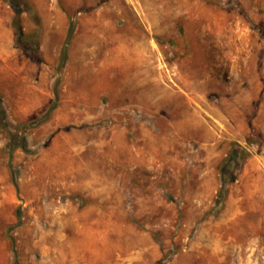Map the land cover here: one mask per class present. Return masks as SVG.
I'll return each instance as SVG.
<instances>
[{
	"label": "rangeland",
	"instance_id": "1",
	"mask_svg": "<svg viewBox=\"0 0 264 264\" xmlns=\"http://www.w3.org/2000/svg\"><path fill=\"white\" fill-rule=\"evenodd\" d=\"M0 98V264H264V0H0Z\"/></svg>",
	"mask_w": 264,
	"mask_h": 264
},
{
	"label": "trees",
	"instance_id": "2",
	"mask_svg": "<svg viewBox=\"0 0 264 264\" xmlns=\"http://www.w3.org/2000/svg\"><path fill=\"white\" fill-rule=\"evenodd\" d=\"M19 16H20V12L18 11L17 15H16V18L14 19V25H15L17 31H18V39H19V41H23V40H26V37L22 33V30H21V26H20V23H19ZM70 32H72V26H71ZM27 43H28L29 47L31 48V53H33V56L38 58L39 57V45L37 43H35V42H32V41H28ZM65 54H66V52H65ZM65 56L66 55H64L63 60H65ZM59 84H60V80L58 79L57 83L55 85L56 100L51 105V107L49 108V110H48L49 114L51 112H53L56 109V107H57V103H58V91H57V88H58ZM0 122H1V124L4 127H8V124H7V113L4 110L1 98H0ZM14 183H15V186L18 187L15 180H14ZM12 241H13V239H12ZM14 253H15V250H14Z\"/></svg>",
	"mask_w": 264,
	"mask_h": 264
}]
</instances>
